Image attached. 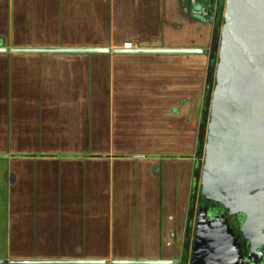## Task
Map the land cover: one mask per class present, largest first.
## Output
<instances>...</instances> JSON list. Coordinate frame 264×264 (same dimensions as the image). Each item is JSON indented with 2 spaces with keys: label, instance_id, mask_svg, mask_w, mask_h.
Wrapping results in <instances>:
<instances>
[{
  "label": "crops",
  "instance_id": "1",
  "mask_svg": "<svg viewBox=\"0 0 264 264\" xmlns=\"http://www.w3.org/2000/svg\"><path fill=\"white\" fill-rule=\"evenodd\" d=\"M220 3L0 0V264L179 260Z\"/></svg>",
  "mask_w": 264,
  "mask_h": 264
},
{
  "label": "water",
  "instance_id": "2",
  "mask_svg": "<svg viewBox=\"0 0 264 264\" xmlns=\"http://www.w3.org/2000/svg\"><path fill=\"white\" fill-rule=\"evenodd\" d=\"M224 17L222 31L217 26L214 28L208 50L131 48L130 51L209 53L211 65L207 76L209 96L206 114L210 109V120H202L200 124L199 143L200 149H205V158L202 166L197 161L190 209L200 193L223 204L230 213L244 214L242 231L245 237L252 238L264 229V0H226ZM187 237L189 239V234ZM120 262L178 264L179 260Z\"/></svg>",
  "mask_w": 264,
  "mask_h": 264
},
{
  "label": "flooded vegetation",
  "instance_id": "3",
  "mask_svg": "<svg viewBox=\"0 0 264 264\" xmlns=\"http://www.w3.org/2000/svg\"><path fill=\"white\" fill-rule=\"evenodd\" d=\"M198 156L202 166L205 149H200ZM244 220V214L230 213L223 204L199 193L190 209L189 239L185 238L178 264H264V229L247 238L242 231Z\"/></svg>",
  "mask_w": 264,
  "mask_h": 264
},
{
  "label": "rangeland",
  "instance_id": "4",
  "mask_svg": "<svg viewBox=\"0 0 264 264\" xmlns=\"http://www.w3.org/2000/svg\"><path fill=\"white\" fill-rule=\"evenodd\" d=\"M219 7H222V9H223V15L221 16V18L220 19H223V21H224V14H225V7H226V0H221V3H220V6ZM222 26H223V22H221V26H219V29H220V31H222ZM217 62H218V59L215 61V66H217ZM207 94H209V92H208V90H207ZM207 107H208V104H207V102H205V105H204V111L207 109ZM209 110V114H208V116H207V118H206V116L204 115V120L206 121V119H207V121H209V119H210V109H208ZM188 238V237H187Z\"/></svg>",
  "mask_w": 264,
  "mask_h": 264
},
{
  "label": "trees",
  "instance_id": "5",
  "mask_svg": "<svg viewBox=\"0 0 264 264\" xmlns=\"http://www.w3.org/2000/svg\"><path fill=\"white\" fill-rule=\"evenodd\" d=\"M222 15H223V9H222V7H220V9H219V16H218L219 17L218 26H221V22H223V24L225 22V19H224V21H223V19H220Z\"/></svg>",
  "mask_w": 264,
  "mask_h": 264
},
{
  "label": "built area",
  "instance_id": "6",
  "mask_svg": "<svg viewBox=\"0 0 264 264\" xmlns=\"http://www.w3.org/2000/svg\"><path fill=\"white\" fill-rule=\"evenodd\" d=\"M129 45H130V44H127V45H126V47H127V48H130V47H132V46H129Z\"/></svg>",
  "mask_w": 264,
  "mask_h": 264
}]
</instances>
